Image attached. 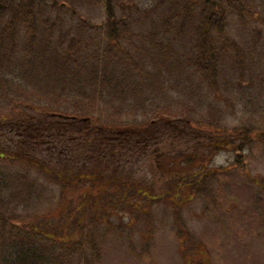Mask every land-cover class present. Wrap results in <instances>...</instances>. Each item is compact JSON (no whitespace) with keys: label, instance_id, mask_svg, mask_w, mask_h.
Instances as JSON below:
<instances>
[{"label":"trees","instance_id":"1","mask_svg":"<svg viewBox=\"0 0 264 264\" xmlns=\"http://www.w3.org/2000/svg\"><path fill=\"white\" fill-rule=\"evenodd\" d=\"M247 6L0 0V264H100L113 234L145 254L161 205L183 264H211L182 210L195 199L214 206L233 169L264 190L244 157L264 130L225 126L217 106L231 105L223 72L242 80L244 48L227 27L252 18ZM168 137L186 147L157 154L155 173L170 183L160 195L137 170ZM221 154L226 166L214 164Z\"/></svg>","mask_w":264,"mask_h":264},{"label":"rangeland","instance_id":"2","mask_svg":"<svg viewBox=\"0 0 264 264\" xmlns=\"http://www.w3.org/2000/svg\"><path fill=\"white\" fill-rule=\"evenodd\" d=\"M137 1L143 7L153 4V0ZM246 1V9L252 18L240 22L233 16L227 27L229 36L244 48V73L240 80V75L223 72L227 92L222 95L228 98L231 105L229 109L223 102L217 106L221 108L225 126L253 125L264 130V0ZM72 4L81 15L96 22L102 21L101 10ZM183 95V92L179 95L174 93L179 100L184 99L186 95ZM197 99L198 96L194 100ZM210 101L213 102V99L210 98ZM172 141L176 140L171 137L164 139L158 153L151 148L137 170L138 180L144 181L145 188L153 187L156 194L169 193L170 183L155 173L154 160L157 154L169 149ZM184 142H175V148L184 149ZM196 144L192 141L189 145ZM244 155L249 175L264 179V140L255 142ZM229 159V156L221 154L214 164L226 166ZM219 181L216 204L205 208L202 199L192 201L181 212L184 226L206 246L211 264H264V190L249 182L239 169L225 173ZM166 212L164 205L156 210V230L147 253H142L137 242L133 249L127 239L108 235L102 246L100 264H183Z\"/></svg>","mask_w":264,"mask_h":264}]
</instances>
